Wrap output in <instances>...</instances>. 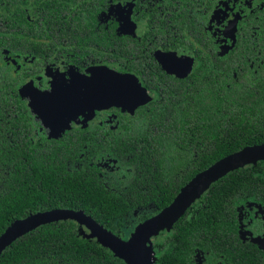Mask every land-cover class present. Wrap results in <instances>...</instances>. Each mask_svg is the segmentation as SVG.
Wrapping results in <instances>:
<instances>
[{
  "label": "flooded vegetation",
  "instance_id": "1",
  "mask_svg": "<svg viewBox=\"0 0 264 264\" xmlns=\"http://www.w3.org/2000/svg\"><path fill=\"white\" fill-rule=\"evenodd\" d=\"M262 74L264 0H0V177L7 161L72 144L75 168L126 201L114 235L128 240L157 213L136 195L147 181L138 149L153 154L156 128L202 119L219 83L253 86ZM114 87L130 97L105 103ZM237 225L245 241L264 239V207L245 205ZM200 252L199 264H232L200 249L192 257Z\"/></svg>",
  "mask_w": 264,
  "mask_h": 264
},
{
  "label": "trees",
  "instance_id": "2",
  "mask_svg": "<svg viewBox=\"0 0 264 264\" xmlns=\"http://www.w3.org/2000/svg\"><path fill=\"white\" fill-rule=\"evenodd\" d=\"M213 89V94L204 96L208 110L202 119L192 118L177 128H156L153 154L138 149L147 181L136 195L145 203L154 201L151 213L167 206L190 179L222 157L264 143V74L253 86L219 83ZM128 145L135 149L133 141ZM142 145L146 146L139 142ZM51 146L54 153L44 152L40 160L7 161L9 172L0 177V235L23 217L58 207L83 211L111 233H121L128 223L127 219L123 223L129 211L126 201L108 198L98 189L96 174L76 169L72 144ZM67 160L74 171L68 170ZM245 205L260 212L264 207V161L232 171L212 184L165 231L166 236L151 244L154 264H199L202 252L192 257L199 249L223 254L232 264H264V245L256 240L248 245L242 231L237 236V218L242 219ZM82 231L71 220L44 224L9 245L0 264H128Z\"/></svg>",
  "mask_w": 264,
  "mask_h": 264
},
{
  "label": "water",
  "instance_id": "3",
  "mask_svg": "<svg viewBox=\"0 0 264 264\" xmlns=\"http://www.w3.org/2000/svg\"><path fill=\"white\" fill-rule=\"evenodd\" d=\"M260 161H264V143L250 145L222 157L190 179L167 206L140 223L128 240L117 237L80 210L53 208L36 212L15 221L0 235V256L15 240L44 224L74 220L90 231L85 233L86 236L97 238L128 264H154L150 249L154 236L161 231H170L216 181L232 171Z\"/></svg>",
  "mask_w": 264,
  "mask_h": 264
},
{
  "label": "rangeland",
  "instance_id": "4",
  "mask_svg": "<svg viewBox=\"0 0 264 264\" xmlns=\"http://www.w3.org/2000/svg\"><path fill=\"white\" fill-rule=\"evenodd\" d=\"M129 81H131L134 84V81L132 80H129ZM128 94H130V91H127L126 88L114 87L113 90H109L106 93L104 102L105 103H124V99H126V97H130ZM253 240H256L262 246L264 245V239L254 238Z\"/></svg>",
  "mask_w": 264,
  "mask_h": 264
}]
</instances>
